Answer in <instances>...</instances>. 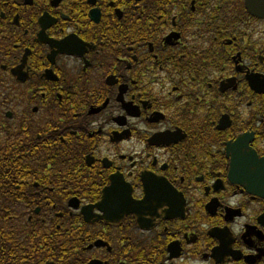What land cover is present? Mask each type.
I'll use <instances>...</instances> for the list:
<instances>
[{
	"label": "flooded vegetation",
	"instance_id": "obj_1",
	"mask_svg": "<svg viewBox=\"0 0 264 264\" xmlns=\"http://www.w3.org/2000/svg\"><path fill=\"white\" fill-rule=\"evenodd\" d=\"M2 86L19 264H264V0H0Z\"/></svg>",
	"mask_w": 264,
	"mask_h": 264
},
{
	"label": "trees",
	"instance_id": "obj_2",
	"mask_svg": "<svg viewBox=\"0 0 264 264\" xmlns=\"http://www.w3.org/2000/svg\"><path fill=\"white\" fill-rule=\"evenodd\" d=\"M0 89L1 112L4 103L3 86ZM1 118L2 116H0V264H19L20 260L30 255L32 249L28 245L31 240L28 237L21 238L22 234L33 232L30 227L12 223L19 214V191L16 184L20 177L17 175L26 163L18 159L14 131L8 132L9 126L5 127L7 124L1 121Z\"/></svg>",
	"mask_w": 264,
	"mask_h": 264
}]
</instances>
